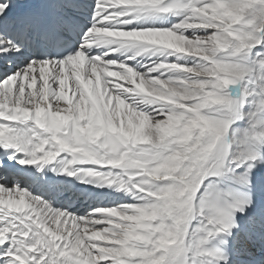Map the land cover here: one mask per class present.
<instances>
[{"label": "snow or ice", "instance_id": "obj_1", "mask_svg": "<svg viewBox=\"0 0 264 264\" xmlns=\"http://www.w3.org/2000/svg\"><path fill=\"white\" fill-rule=\"evenodd\" d=\"M0 264H264V0H0Z\"/></svg>", "mask_w": 264, "mask_h": 264}, {"label": "bare ground", "instance_id": "obj_2", "mask_svg": "<svg viewBox=\"0 0 264 264\" xmlns=\"http://www.w3.org/2000/svg\"><path fill=\"white\" fill-rule=\"evenodd\" d=\"M149 56H150V54H143V56H141V57H137L136 59L138 60V61H140V62H142V63H144V64H147V63H149ZM122 59H123V57H121ZM153 59H154V57H153ZM133 63H134V61H133ZM141 71H144V69L143 68H141L140 69Z\"/></svg>", "mask_w": 264, "mask_h": 264}]
</instances>
